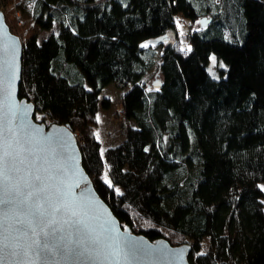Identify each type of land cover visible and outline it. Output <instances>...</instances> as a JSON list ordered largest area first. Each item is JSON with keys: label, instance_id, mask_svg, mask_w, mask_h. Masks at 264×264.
Segmentation results:
<instances>
[{"label": "trees", "instance_id": "16d2710c", "mask_svg": "<svg viewBox=\"0 0 264 264\" xmlns=\"http://www.w3.org/2000/svg\"><path fill=\"white\" fill-rule=\"evenodd\" d=\"M12 3L23 21L19 97L73 131L121 225L189 244L190 264H264V0ZM178 15L189 21L186 49L167 36ZM154 66L158 87L143 83ZM110 84L127 89L114 120L134 125L102 151L94 128Z\"/></svg>", "mask_w": 264, "mask_h": 264}, {"label": "water", "instance_id": "95a60500", "mask_svg": "<svg viewBox=\"0 0 264 264\" xmlns=\"http://www.w3.org/2000/svg\"><path fill=\"white\" fill-rule=\"evenodd\" d=\"M21 58L22 42L0 9V155L7 151L11 160L0 200L16 201L7 216L0 205V264H190L189 244L150 240L121 225L86 173L73 131L34 119L33 102L19 97Z\"/></svg>", "mask_w": 264, "mask_h": 264}, {"label": "rangeland", "instance_id": "374dc122", "mask_svg": "<svg viewBox=\"0 0 264 264\" xmlns=\"http://www.w3.org/2000/svg\"><path fill=\"white\" fill-rule=\"evenodd\" d=\"M8 6H5V15L8 22V25L10 27V30L20 37V30L22 24H19L16 17H15V10L11 7V3L13 0H7ZM177 32H169L167 36L169 39L174 40V36H178L179 40L181 42L182 48H189V43L187 41V32H188V24L189 21L185 19L182 16H177L175 19ZM56 26H54L50 31H42L39 34L40 38L48 36L51 32H54L56 30ZM159 47H157V51H159ZM216 57L215 55H211L210 62H209V71L213 74H216V72H213V68H215L216 65ZM156 79H159L158 74H156V66H154L143 78V83L145 85H151ZM127 89H118L114 87V85L110 84L103 88V90L100 93L99 99L107 100L109 101V108L107 110H104L102 108H99V111L97 113V125L94 128L95 137L97 140L100 141L102 146V151L105 150L108 147L115 146L120 144L124 138H125V128L128 126L134 125L133 122H127L125 124V127L120 126V122H117L113 118V114L115 109L118 108V100L123 95V93ZM34 119L38 122H42L45 125H50L56 121L50 119L48 116L44 115L43 113L36 112L34 115ZM106 176L104 177V181ZM108 179V178H107ZM259 188L262 190L264 194V182L259 184ZM263 207H264V198L262 199ZM209 240L207 238L203 239L201 242V250L202 252L206 251L208 248Z\"/></svg>", "mask_w": 264, "mask_h": 264}, {"label": "snow or ice", "instance_id": "6c2138e0", "mask_svg": "<svg viewBox=\"0 0 264 264\" xmlns=\"http://www.w3.org/2000/svg\"><path fill=\"white\" fill-rule=\"evenodd\" d=\"M6 164H8V165L11 164L10 153H8L7 151H5L3 153V155H0V184H4L9 180V177L6 175ZM104 182L111 187V182L107 178H105ZM31 195H32V193H29V196H31ZM15 203H16V201H15L14 197H9V198H5L3 200H0V205L5 206V213H4L5 216H7V211H8L9 206H14ZM56 211H59V209H56ZM36 215H37L38 219L40 220V222H43V217L45 215V211L42 209V206L37 205ZM4 248L7 249L8 245L5 244ZM47 248H48V245L44 244L42 250L47 249ZM11 254L13 256L16 255L15 252H12ZM110 255H112L114 257L116 255V253H110Z\"/></svg>", "mask_w": 264, "mask_h": 264}, {"label": "built area", "instance_id": "2783aa9c", "mask_svg": "<svg viewBox=\"0 0 264 264\" xmlns=\"http://www.w3.org/2000/svg\"><path fill=\"white\" fill-rule=\"evenodd\" d=\"M12 4L14 5L15 2L12 3ZM15 17H16V19H17V21H18L19 24H23V21H22V19H21V14H20V12H18L17 10H15Z\"/></svg>", "mask_w": 264, "mask_h": 264}]
</instances>
